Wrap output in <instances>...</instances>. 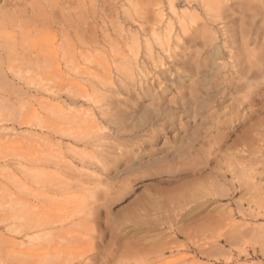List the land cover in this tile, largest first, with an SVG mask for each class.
<instances>
[{
	"label": "rangeland",
	"instance_id": "obj_1",
	"mask_svg": "<svg viewBox=\"0 0 264 264\" xmlns=\"http://www.w3.org/2000/svg\"><path fill=\"white\" fill-rule=\"evenodd\" d=\"M192 1L0 0V264H264L263 123L259 152L251 155L246 149L242 153L245 167L237 164L240 156L220 158L207 148L208 141L195 143V159L185 167L205 168L201 173L206 179L193 180V172L182 170L185 155L174 162L167 156L179 150L185 144L182 140L196 128L206 130L211 124L182 117L163 132L160 124L140 118L156 104L178 100L193 80H177L156 101L142 96L138 88L124 96L114 91L122 77L115 63L129 49L138 48L140 67L144 59L146 71L163 77L166 74L155 67L147 45L153 48L155 62L159 54L166 63L172 59V63H192L200 54L190 52L206 34L223 50L216 63L233 69L234 60L242 59L236 54L240 42L233 37L238 38L241 30L264 35V0ZM249 15L253 20H246ZM182 17L192 25L194 35L189 44L174 50L189 56L168 59L154 41L153 29L163 44L166 26L173 24L175 37ZM253 48L264 46L252 44ZM105 72L112 88L100 85ZM260 95L242 109L245 117L222 131L229 135V144L259 118L264 121V88ZM231 103L227 100L218 109ZM66 132L75 133V138ZM117 158L123 161L119 168L106 174L110 160ZM169 166L176 171L170 173ZM220 173H228L230 180L221 179ZM238 181L244 185L234 193L231 184ZM182 182L190 183L182 186ZM147 190L153 195L162 192L154 199L163 202L160 214L151 208L146 217L139 208ZM202 202L206 205L196 209V203ZM117 234L121 237L116 242Z\"/></svg>",
	"mask_w": 264,
	"mask_h": 264
},
{
	"label": "bare ground",
	"instance_id": "obj_2",
	"mask_svg": "<svg viewBox=\"0 0 264 264\" xmlns=\"http://www.w3.org/2000/svg\"><path fill=\"white\" fill-rule=\"evenodd\" d=\"M194 1V0H193ZM192 1V3H193ZM200 1V0H199ZM198 1V2H199ZM229 1V0H228ZM179 2V1H178ZM185 2V1H184ZM238 2V1H237ZM138 3V1H137ZM170 3V2H169ZM201 3V1H200ZM204 3V1H203ZM139 4V3H138ZM172 4V2H171ZM187 4V3H186ZM189 4V3H188ZM194 4V3H193ZM181 5V4H180ZM190 5V4H189ZM199 5V3H198ZM201 5V4H200ZM199 5V6H200ZM209 5V4H208ZM212 5V4H211ZM242 5V4H241ZM140 6V5H139ZM191 6V5H190ZM198 6V7H199ZM245 6V5H244ZM141 7V6H140ZM139 7V8H140ZM203 7V5H202ZM207 7V4L205 5ZM204 7V9H205ZM211 7V6H210ZM241 7V6H240ZM174 8V7H173ZM194 8V7H193ZM209 8V7H207ZM244 8V7H243ZM200 9V7H199ZM203 10V8H202ZM211 10V9H210ZM253 10V9H252ZM256 10V9H255ZM193 11V10H191ZM213 11V10H212ZM220 11V7H217V11ZM254 11V10H253ZM258 11V10H257ZM189 12V11H188ZM197 11H195L196 13ZM240 12V11H239ZM238 12V13H239ZM186 13V12H185ZM194 14V12H192ZM207 13V12H205ZM204 13V14H205ZM241 13V12H240ZM130 14V12H129ZM135 14V12H134ZM152 14V13H151ZM189 14V13H188ZM187 14V15H188ZM132 15V14H131ZM136 15V14H135ZM185 15V16H187ZM190 15V14H189ZM198 15V14H197ZM211 15V14H210ZM208 15V16H210ZM232 15V14H231ZM242 15V13H241ZM176 16V15H175ZM179 16V15H178ZM200 16V15H198ZM205 16V18H211ZM217 16V15H216ZM237 16V15H236ZM127 17V16H126ZM180 17V16H179ZM192 17V15H190ZM240 17V16H239ZM166 18V17H165ZM169 18V17H168ZM177 18V17H176ZM193 18V17H192ZM213 18V17H212ZM221 18V17H218ZM134 19V18H133ZM159 19V18H158ZM164 19V18H163ZM170 19V18H169ZM194 19V18H193ZM257 19V18H256ZM135 20V19H134ZM167 20V19H166ZM190 20V19H189ZM207 20V19H206ZM217 20V19H216ZM246 20H253V16L249 15L246 17ZM136 21V20H135ZM156 21V20H155ZM163 22V20H160ZM170 21V20H168ZM196 21V20H195ZM214 21V20H213ZM153 21H151L152 23ZM158 22V21H156ZM173 22V20L171 21ZM240 22V21H239ZM168 23V22H167ZM179 25V33L175 35L174 37V27L173 24H168L164 30L163 33V44L161 42V37H159V33L157 34L156 30L153 29V39L154 41L158 42L159 46L162 48V54L167 56L168 59L174 58H182V57H188L189 54H183V53H176L174 48H179L181 46H184L188 40L192 38L194 33L191 31L190 26L188 25L186 18L182 17L179 18V21L177 22ZM145 24V23H144ZM156 24V23H155ZM162 24V23H161ZM160 24V25H161ZM165 24V23H164ZM192 24V23H191ZM217 24V23H216ZM177 25V27H178ZM195 25V24H194ZM193 25V26H194ZM223 25V24H222ZM251 27V26H250ZM141 28V27H140ZM139 28V29H140ZM151 28V27H150ZM262 28V26H261ZM75 29V28H74ZM164 29V28H163ZM223 29V28H222ZM264 29V28H263ZM215 30V29H214ZM149 31H152L149 29ZM256 31V30H255ZM160 32V31H159ZM163 32V31H162ZM223 32V31H222ZM141 33V32H140ZM149 33V32H147ZM217 33V32H215ZM225 33V32H224ZM144 34V33H142ZM146 34V33H145ZM151 34V33H150ZM222 34V33H221ZM109 35V34H108ZM147 35V34H146ZM206 36L205 38L201 39L198 38L197 40L201 39V41L198 42L197 48L192 50L190 53H199L200 57L198 60L192 63H188L185 61H181L178 64L172 63V60L170 63H166L165 59L157 54L159 61L156 60L153 56V48L151 45H147V51L148 56L150 59L154 62L155 67H161V71H163L162 74L166 75H160L158 73L150 74L151 71H146V61H142V67L139 66V62L141 59H139L140 53L138 48L135 49H129L128 52H123L120 55L121 61H117L115 63V68L117 72L120 74L121 86L116 87V90H114L116 93H120L121 96L124 94H135L136 89L138 88L140 90V94L144 97L155 99L159 95V93L165 94L168 92L169 88L171 89L177 80H184L188 81L190 79L193 80V84L189 86L187 89V92L185 94H182L179 96V99L174 102H168L166 105L165 103L156 104L154 107H150L149 109L145 110V112L140 117L142 121H146V123L151 122L154 124H160L161 127H163V132H166V129L168 126H172V124L177 120V118H186L191 117L193 119L201 120L202 124H211V127L208 129H204L201 127L196 128L191 134H189L186 138L182 140L181 143H185L183 146H180L179 150H173L174 154L171 153L167 157L170 162H174L177 158H180L179 156L185 155L187 158L183 160V171H191L193 172L192 179L196 180H202L206 179L202 176V171H204L205 168L203 167H192V169L186 168L185 166L191 162L193 159H195V156L193 155L194 151H197L195 149V143L200 141H208L210 146L209 148L210 152L215 151L216 156L220 158H226L231 156V154H234L236 156H240L242 160H240L237 164L240 167H245V163L243 162V159L245 158L242 153L248 149L251 155H255L259 152V143L262 141V131L261 126L262 123L264 125V121L262 122V119L259 118L257 122L252 124L250 128L242 132L235 140L232 141V143H228L227 138L228 134L222 133V131L225 128L232 127L236 124V121L240 120L241 117H245L244 115H241L242 109L245 108L247 105H252L253 102L256 101L257 97L261 96L262 88H264V48L256 50L255 48L250 49V46L252 44H261L264 46V35L253 33L246 30H241L238 33V38H236V35L233 37L234 42H240L239 47L236 49V54L241 55L242 59H236L234 60V66L233 69H228L226 65H221L220 63H216V60L220 59L222 57L223 50L222 48H218L217 45H213L214 41L216 40L213 37L207 36L206 34H203ZM143 36V35H142ZM202 36V35H201ZM200 36V37H201ZM213 36V35H212ZM221 36V35H220ZM120 37V36H118ZM146 37V36H145ZM144 37V38H145ZM148 37V36H147ZM217 37V36H216ZM225 37V36H224ZM123 38V37H122ZM131 38H133L131 36ZM226 38V37H225ZM231 39V38H229ZM90 40V39H89ZM97 40V39H96ZM107 40V39H106ZM111 40V39H110ZM195 40V39H194ZM196 40V41H197ZM219 40V39H218ZM232 40V39H231ZM104 41V40H103ZM129 41V40H128ZM146 41V40H145ZM192 41V40H191ZM190 41V42H191ZM223 41V40H222ZM229 41V40H228ZM85 42V41H84ZM107 42V41H106ZM195 42V41H193ZM217 42V41H216ZM100 43V42H98ZM97 43V44H98ZM104 43V42H102ZM108 43V42H107ZM140 43V42H139ZM143 43V42H142ZM192 43V42H191ZM213 43V44H212ZM225 43V42H223ZM155 44V43H154ZM189 44V42L187 43ZM226 44V43H225ZM229 44V43H228ZM232 44V43H231ZM144 45V44H142ZM110 46V44H109ZM157 47V45H155ZM222 46V45H221ZM54 47V46H53ZM120 47V46H119ZM138 47V46H137ZM234 46H232L233 48ZM117 48V47H116ZM122 48V47H121ZM141 48V47H140ZM146 48V47H144ZM159 48V47H158ZM182 48V47H181ZM111 49V47H110ZM118 49V48H117ZM189 49V48H188ZM227 49V48H225ZM52 50V49H51ZM102 50V49H101ZM120 50V48H119ZM125 50V49H124ZM146 51V49H144ZM158 50V49H157ZM55 51V49L53 50ZM42 52V51H41ZM114 52V50H113ZM232 52V49H229V53ZM99 53V52H98ZM115 53V52H114ZM54 55V53L52 52ZM112 54V53H111ZM144 54V53H143ZM44 55V54H43ZM52 55V56H53ZM113 55V54H112ZM196 55V54H195ZM234 55V54H233ZM50 56V55H49ZM205 58L210 60L206 61ZM43 57V56H42ZM146 57V56H145ZM147 57V59H149ZM193 57V56H192ZM240 57V56H239ZM40 58V56H39ZM51 58V57H49ZM178 58V59H179ZM233 58V57H232ZM146 59V58H145ZM150 59L148 61H150ZM222 59V58H221ZM229 59V58H228ZM147 61V63H148ZM150 61V62H152ZM169 61V60H168ZM175 61V60H173ZM191 61V60H190ZM221 61V60H219ZM217 61V62H219ZM226 61V60H225ZM229 61V60H228ZM232 61V60H231ZM78 62V61H76ZM106 62V61H105ZM40 63V62H39ZM100 63V62H99ZM110 63V62H109ZM228 63V62H227ZM107 64V62H106ZM114 64V63H113ZM233 64V63H232ZM73 66V65H72ZM91 66V65H90ZM100 66V65H98ZM111 66V65H110ZM113 66V65H112ZM111 66V68H112ZM137 66V67H135ZM43 67V66H42ZM71 66H69L70 68ZM93 67H95L93 65ZM101 67V66H100ZM103 67V66H102ZM114 67V66H113ZM99 69V68H98ZM97 69V70H98ZM137 69V70H136ZM159 69V68H158ZM135 70L138 71V74L135 75ZM151 70V67H150ZM157 70V69H156ZM155 70V71H156ZM104 71V70H103ZM96 72V71H95ZM109 72V71H106ZM105 72V75L100 80V85L105 88L109 89L112 88L113 83L111 82V79L108 77L107 73ZM117 72L115 74H117ZM153 72V70H152ZM92 74H94L91 71ZM87 74V73H86ZM118 74V75H119ZM81 75V74H80ZM85 75V74H84ZM83 75V76H84ZM88 75L91 77V75L88 72ZM96 75V74H95ZM152 75V76H151ZM93 76V75H92ZM94 77V76H93ZM39 78V77H38ZM92 78V77H91ZM115 78V77H113ZM119 79V78H118ZM93 80V79H92ZM94 81V80H93ZM70 84V83H69ZM93 85V84H92ZM99 85V83H98ZM190 85V84H189ZM78 86V85H77ZM82 86V85H81ZM84 86V85H83ZM93 87V86H92ZM97 87V86H96ZM78 88V87H77ZM87 88V87H86ZM94 88V87H93ZM187 88V87H186ZM92 89V88H90ZM60 90V88H59ZM86 90V89H85ZM93 90V89H92ZM113 90V89H112ZM158 90L157 93L154 91ZM69 91V90H68ZM104 91V90H101ZM40 92V91H39ZM44 92V91H43ZM70 92V91H69ZM79 92V91H78ZM76 92V93H78ZM105 92V91H104ZM67 93V92H66ZM75 93V92H74ZM81 93V92H80ZM94 93V92H93ZM63 94V93H62ZM82 94V93H81ZM101 94V93H100ZM99 94V95H100ZM103 94V93H102ZM71 95V94H70ZM79 95V93H78ZM76 96V94H75ZM92 95V99H93ZM263 96V95H262ZM69 97H72L69 96ZM85 97V96H84ZM86 97H90L89 95ZM102 97V96H101ZM118 97V96H117ZM60 98V97H59ZM73 98V97H72ZM260 98V97H259ZM75 99V97H74ZM73 99V100H74ZM80 99V98H78ZM102 99V98H101ZM114 99V97H113ZM69 100V99H68ZM82 100V98H81ZM88 100V99H87ZM227 100H231L232 103L226 107L225 109H218L222 104H224ZM77 101V100H76ZM84 101H86L84 99ZM92 101V100H90ZM156 101V99L154 100ZM263 101V100H261ZM75 102V101H74ZM112 102V101H111ZM39 103V102H38ZM92 103V102H91ZM96 103V102H95ZM98 104V103H97ZM250 105V106H251ZM44 106V105H43ZM106 107V106H105ZM262 107V106H261ZM100 108V107H99ZM224 108V107H223ZM252 108V107H251ZM253 107L250 109L251 112H253ZM111 109V108H110ZM43 110V108H42ZM41 110V111H42ZM100 110V109H99ZM104 110V109H103ZM106 110V109H105ZM221 110V111H220ZM247 110V109H246ZM51 112V110H50ZM103 112V111H102ZM101 112V113H102ZM245 112V111H244ZM43 113V111H42ZM250 113V112H249ZM259 113V112H258ZM42 116V115H41ZM110 117V116H109ZM74 118V117H73ZM112 118V117H111ZM110 118V120H111ZM108 119V118H107ZM43 121V120H42ZM88 121V120H87ZM106 121V119H105ZM77 122V121H76ZM38 123V122H37ZM91 123V122H90ZM112 123V122H111ZM143 123V122H142ZM74 124V123H73ZM117 124V123H115ZM239 124V122L237 123ZM44 125V124H43ZM75 125V124H74ZM114 125V124H113ZM37 126V125H36ZM42 126V125H41ZM80 126V125H79ZM101 126V125H100ZM111 126V125H110ZM237 126V125H236ZM43 127V126H42ZM40 130H42L41 128ZM119 127V126H118ZM135 127V126H134ZM203 127V126H202ZM235 128V127H234ZM44 129V128H43ZM93 129V128H92ZM116 129V128H115ZM169 129V128H168ZM50 130V128H49ZM63 130V129H62ZM134 130V129H133ZM228 130H230L228 128ZM234 130V129H233ZM52 131V129H51ZM65 131V130H63ZM70 131V130H69ZM95 131V130H94ZM104 131V130H103ZM118 131V130H117ZM126 131V130H125ZM60 132V131H59ZM62 132V131H61ZM71 132V131H70ZM89 132V131H88ZM241 132V131H240ZM53 133V132H52ZM64 133V132H63ZM62 133V134H63ZM78 133V132H77ZM85 133V132H84ZM98 133V131H97ZM125 133V132H124ZM235 133V132H234ZM44 134V133H43ZM49 134V133H48ZM65 134V133H64ZM69 136L70 133H68ZM67 132L66 135L68 136ZM91 134V133H90ZM46 135V134H45ZM60 135V134H59ZM58 135V136H59ZM89 135V134H88ZM96 135V134H95ZM101 135V134H99ZM126 135V134H125ZM236 135V134H235ZM51 136V135H50ZM86 136V135H84ZM231 136V135H230ZM38 137V136H37ZM57 137V135H56ZM65 137V136H64ZM63 137V138H64ZM75 138V133L72 135V140ZM82 137V136H81ZM87 137V136H86ZM54 138V137H53ZM91 138V137H90ZM68 139V138H67ZM87 139V138H86ZM42 140V139H40ZM83 140H85L83 138ZM100 140V139H98ZM46 141V140H45ZM230 141V140H229ZM82 141H79V143ZM69 143V142H68ZM78 143V144H79ZM97 143V142H96ZM103 143V142H102ZM100 143V144H102ZM106 143V142H105ZM43 144V143H42ZM100 144L98 145L100 147ZM208 144V143H207ZM80 145V144H79ZM97 145V144H96ZM182 145V144H181ZM81 146V145H80ZM89 146V145H88ZM114 146V145H113ZM178 146V145H177ZM98 147V148H99ZM103 147V146H102ZM116 147V146H115ZM42 149L41 147H39ZM69 148V147H68ZM85 148V147H84ZM90 148V147H89ZM101 148V147H100ZM114 148V147H113ZM65 150V149H64ZM206 150V149H205ZM40 152V151H39ZM63 152V151H62ZM106 153V151H104ZM264 152V151H263ZM70 153V152H69ZM73 153V152H71ZM201 153V152H200ZM199 153V154H200ZM82 154V153H81ZM98 154V153H97ZM182 154V155H181ZM77 155V154H76ZM83 155V154H82ZM104 155V154H103ZM122 155V154H120ZM202 155V154H201ZM212 155V154H211ZM73 156V155H72ZM88 156V155H86ZM131 156V152H128V157ZM41 157V156H40ZM49 157V155H48ZM171 157V158H170ZM203 157V155H202ZM216 157V159H217ZM258 157V156H257ZM263 157V156H262ZM75 158V157H74ZM82 158V157H81ZM84 158V157H83ZM94 158V157H93ZM108 158V157H106ZM249 158V157H248ZM260 158V157H258ZM214 159V158H212ZM247 159V158H246ZM63 160V158H62ZM109 160V159H108ZM107 160V161H108ZM203 160V159H202ZM205 160V159H204ZM221 160V159H220ZM253 160V159H252ZM39 161V160H38ZM85 161V160H84ZM110 165L108 168H105L104 171L106 174H110V172H113L119 168V165L122 161V159H112L110 160ZM167 161V160H166ZM189 161V162H188ZM206 161H211L209 158L206 159ZM205 161V162H206ZM72 162V161H71ZM123 162V161H122ZM223 162V161H222ZM83 163V162H81ZM198 163V162H197ZM204 163V162H202ZM54 164V163H53ZM58 164V163H57ZM64 164V163H63ZM69 164V163H68ZM103 164V163H102ZM67 165V164H66ZM71 165V163H70ZM105 165V164H104ZM173 165V164H172ZM199 165V163H198ZM203 165V164H202ZM201 165V166H202ZM230 165V164H229ZM100 167V166H99ZM246 167H248L246 165ZM98 168V166H97ZM167 168V167H166ZM226 168V167H225ZM170 173L175 172L176 169L167 168ZM215 169V168H214ZM219 169V167H218ZM41 170V169H40ZM39 170V171H40ZM161 170V169H160ZM181 170V169H180ZM216 170V169H215ZM224 170V169H223ZM101 171V170H100ZM102 171V172H104ZM209 171V170H208ZM261 171V170H260ZM41 172V171H40ZM230 172V171H229ZM205 173V172H204ZM207 173V172H206ZM213 173V170L209 172L207 176H210ZM245 174V173H244ZM250 174V173H249ZM253 174H257V169H253ZM44 175V174H43ZM96 175V174H95ZM214 175V174H213ZM221 176V179L224 181L229 179L228 173H220L218 174ZM232 177H234L237 180H241L240 176H235V174H230ZM252 175V174H251ZM99 176V175H98ZM259 176V175H258ZM261 176V175H260ZM206 177V176H205ZM92 178V177H91ZM94 178V177H93ZM234 179V180H235ZM263 179V178H262ZM230 180V179H229ZM253 180V179H252ZM219 181V180H218ZM232 181V180H231ZM258 181V180H257ZM260 181V180H259ZM221 182V181H220ZM254 182V180H253ZM261 182V181H260ZM264 182V181H263ZM190 183V182H189ZM188 182H182V186H187L189 184ZM255 184V182H254ZM234 188V191L241 190L243 188V183L241 181H238V185L236 183L231 184ZM83 186V185H82ZM88 186V185H86ZM85 187V186H83ZM228 187V186H227ZM100 188V187H98ZM97 188V189H98ZM216 188V187H215ZM214 188V189H215ZM228 189V188H227ZM64 190V189H63ZM102 190V189H100ZM218 190V189H217ZM104 191V190H103ZM151 191V190H150ZM149 190L143 195L141 201L139 202V208H142L144 210V216L150 217V210L151 208H156V211L158 214H160L163 202H157L154 201L155 198H157V195L159 194H151ZM170 191H165V193H169ZM206 192V191H205ZM257 192V191H256ZM235 193V192H234ZM199 194V193H198ZM218 194V192H217ZM163 195V194H162ZM226 195V194H225ZM164 196V195H163ZM221 196V195H220ZM228 197L231 196V194L227 195ZM239 196V193H238ZM237 196V197H238ZM224 197V196H223ZM199 198V197H198ZM220 198V197H219ZM201 199V198H200ZM227 199V198H226ZM231 199V198H230ZM212 200V199H211ZM214 201H218L216 198H213ZM229 201V200H228ZM227 201V202H228ZM233 201V200H232ZM207 202V201H206ZM205 203H196L197 206L195 208H202L206 205ZM212 202V201H210ZM219 203V202H218ZM226 203V202H225ZM235 203V202H234ZM94 204V202H93ZM96 204V203H95ZM214 204V203H213ZM222 204V203H221ZM232 204V203H231ZM154 205V206H153ZM251 205V204H250ZM237 206V205H236ZM219 207V206H217ZM224 207V206H223ZM230 207V206H229ZM233 207V206H232ZM231 207V208H232ZM94 208V207H93ZM189 208V207H188ZM194 208V207H192ZM222 208V207H221ZM88 209V208H87ZM186 209V208H185ZM224 209V208H223ZM233 209V208H232ZM163 211V210H162ZM238 211V210H237ZM226 212V211H225ZM233 212V211H232ZM95 215V214H94ZM86 217V216H84ZM80 218V217H79ZM162 216H159V220H161ZM221 220V219H220ZM82 221V220H80ZM84 222V221H83ZM80 223V222H79ZM87 224V223H86ZM83 225V224H82ZM156 229V228H155ZM159 230V229H158ZM183 232V231H182ZM121 237L119 234L115 235V241ZM118 238V239H117ZM79 240V239H78ZM117 242V241H116ZM117 244V243H115ZM210 250V249H209ZM163 251V250H162ZM26 252V251H25ZM160 252V251H159ZM57 257V256H56ZM57 260V259H56ZM60 260V259H59ZM86 260V259H85ZM89 260V259H87ZM86 260V261H87ZM153 260V259H152ZM83 261V260H82ZM89 262V261H87ZM91 262V261H90ZM151 262V261H150ZM153 262V261H152ZM73 263V262H72ZM80 263V262H79ZM78 263V264H79ZM77 264V263H76ZM81 264V263H80Z\"/></svg>",
	"mask_w": 264,
	"mask_h": 264
}]
</instances>
